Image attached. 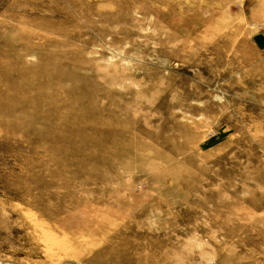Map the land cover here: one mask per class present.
Segmentation results:
<instances>
[{
  "label": "rangeland",
  "instance_id": "1",
  "mask_svg": "<svg viewBox=\"0 0 264 264\" xmlns=\"http://www.w3.org/2000/svg\"><path fill=\"white\" fill-rule=\"evenodd\" d=\"M75 262L264 264V0H0V264Z\"/></svg>",
  "mask_w": 264,
  "mask_h": 264
},
{
  "label": "bare ground",
  "instance_id": "2",
  "mask_svg": "<svg viewBox=\"0 0 264 264\" xmlns=\"http://www.w3.org/2000/svg\"><path fill=\"white\" fill-rule=\"evenodd\" d=\"M48 84H49V83H48ZM82 129H86V127L83 126ZM119 133H121V136L124 137V133H122V131L115 132V134H119ZM111 135H113V134H111ZM119 135H120V134H119ZM124 138H126V137H124ZM119 150L121 151L122 154L126 155L127 152H128V150H129V143H120V144H119ZM111 169H112V170H115V165H114V163L111 164ZM73 264H77V263L75 262V263H73ZM78 264H79V263H78Z\"/></svg>",
  "mask_w": 264,
  "mask_h": 264
}]
</instances>
